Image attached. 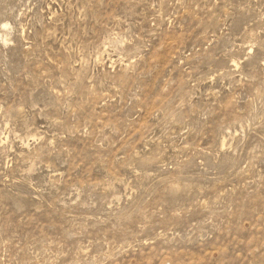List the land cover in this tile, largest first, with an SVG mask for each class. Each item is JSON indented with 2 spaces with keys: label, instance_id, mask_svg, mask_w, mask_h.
<instances>
[{
  "label": "rangeland",
  "instance_id": "rangeland-1",
  "mask_svg": "<svg viewBox=\"0 0 264 264\" xmlns=\"http://www.w3.org/2000/svg\"><path fill=\"white\" fill-rule=\"evenodd\" d=\"M0 264H264V0H0Z\"/></svg>",
  "mask_w": 264,
  "mask_h": 264
}]
</instances>
